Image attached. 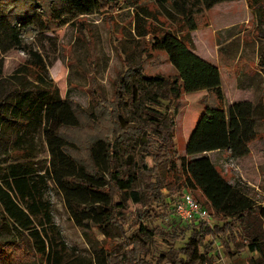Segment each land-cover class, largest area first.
Here are the masks:
<instances>
[{
	"label": "trees",
	"instance_id": "16d2710c",
	"mask_svg": "<svg viewBox=\"0 0 264 264\" xmlns=\"http://www.w3.org/2000/svg\"><path fill=\"white\" fill-rule=\"evenodd\" d=\"M234 1L241 0H163L161 15L171 26L150 42V50L165 54L176 75L148 74L143 62L133 64L119 76L111 100L93 87L90 112L82 113L61 100L44 56L26 49L22 36L35 31L57 38L65 26L85 33L80 17L118 0H0V119L15 129L9 134L3 126L0 131V155L9 157L0 160L1 264H151L146 259L150 247L157 264H212L216 241L231 256L247 248L258 254L253 264H264V207L256 206L247 187L231 184L208 155L221 151L234 158L248 155L264 119V103L241 102L226 111L219 67L193 51L192 32L206 25L205 12ZM246 1L263 19L260 0ZM259 34L264 39L263 28ZM17 49H26L30 58L13 76L3 78L2 56ZM260 66L264 69V53ZM199 91L213 93L219 105L206 106L181 157L175 144V117L183 94ZM58 109L62 125L47 141L51 158L46 168L47 162L35 161L34 146L28 148L25 142ZM135 158L140 160L136 170L125 169L124 164L129 167ZM141 178L146 209L128 217L122 209L130 199L141 202L133 190ZM50 180L65 195L90 253L68 245L55 223ZM164 189L171 196L184 190L200 192L216 222L178 231L144 224L156 207H167ZM79 200L86 207L83 211L74 207ZM160 217L164 213L155 218ZM93 228L113 245L100 246ZM113 228L122 242L115 240ZM208 238L212 242L205 244ZM181 240L186 241L177 248ZM158 241L167 250H159Z\"/></svg>",
	"mask_w": 264,
	"mask_h": 264
},
{
	"label": "rangeland",
	"instance_id": "374dc122",
	"mask_svg": "<svg viewBox=\"0 0 264 264\" xmlns=\"http://www.w3.org/2000/svg\"><path fill=\"white\" fill-rule=\"evenodd\" d=\"M162 1L118 0L114 7L100 6L94 14L80 17L85 31L82 34L76 27L65 26L57 32V38L52 33L38 36L35 31L25 32L22 37L26 49L34 52L38 50L44 56L48 77L58 88L61 100L71 102L82 113L90 112L91 89L99 87L101 94L107 100H111L119 76L133 64L143 62L148 74L163 73L171 77L176 75L165 54L150 50V42L171 26L161 15L165 12L161 7ZM260 3L261 8H264V0H260ZM131 4L135 5L130 6ZM142 8L146 12L140 10ZM260 17L257 11L250 9L246 0L223 2L207 10L204 19L206 25L192 32L194 53L220 69L226 111L230 106L241 102H251L254 106L264 103V69L260 66L261 55L264 53V39L259 34L262 28L264 30V18ZM172 28L175 29L176 25ZM26 49L13 50L2 56L3 78L13 76L17 68L29 60ZM21 102L16 101L18 104ZM180 104L178 115L175 117L174 134L178 155L183 157L206 106L219 104L215 95L208 91L184 93ZM58 112L59 109L53 113L50 122L46 123L44 120L42 127L32 131L25 142L28 148L34 146L33 152L38 157L35 161L47 162L46 168L50 167L48 162L51 158L47 141L62 125ZM3 126L9 134L15 130L9 129V126L0 119V131ZM257 132L258 136L249 145V153L245 157L234 158L229 151L208 155L231 184L240 183L247 187L256 206L264 207V119L259 121ZM4 159L9 157L1 154L0 160ZM139 163L140 160L135 158L129 167L126 164L124 167L134 172L135 166ZM49 186L48 197L53 205L54 221L66 242L85 253H90L89 244L67 209L65 195L54 180L49 181ZM133 190L140 195L141 202L135 203L132 199L127 202L122 210L128 217L133 212L146 209L144 179H139ZM75 193L81 194L78 189ZM163 194L166 196L167 207L163 210L156 207V211L146 217L143 223L161 226L164 229L171 228H167V231L184 229L186 226L178 224L174 219L171 205L181 192L171 196L168 190L164 189ZM192 194L209 210L200 192L194 191ZM116 201L118 205H123L122 199L117 198ZM74 207L78 211L86 208L81 205L80 200ZM163 213L164 218H155L156 215ZM210 214L212 215L210 223L213 224L216 218L211 212ZM128 224L129 220L125 225ZM112 231L115 240L122 242L118 230L113 228ZM131 232L129 231V234ZM92 234L100 246L108 248L113 245V241H106L105 236L96 228L92 229ZM189 234L185 235L186 239ZM185 241L181 240L177 248L183 247ZM210 242L212 239L208 238L205 244ZM157 246L161 251L167 250V246L161 241L157 242ZM153 250L154 247H150L146 259L151 264H157ZM211 256L212 264H253L258 258V254L249 252L247 248L242 249L239 256H231L218 241L214 243Z\"/></svg>",
	"mask_w": 264,
	"mask_h": 264
},
{
	"label": "built area",
	"instance_id": "2783aa9c",
	"mask_svg": "<svg viewBox=\"0 0 264 264\" xmlns=\"http://www.w3.org/2000/svg\"><path fill=\"white\" fill-rule=\"evenodd\" d=\"M191 192L193 193L194 191H182L179 197L176 198V201L172 202L174 219L177 220L178 224L184 226H191L200 222H210L212 215L209 210Z\"/></svg>",
	"mask_w": 264,
	"mask_h": 264
},
{
	"label": "crops",
	"instance_id": "0c3cea01",
	"mask_svg": "<svg viewBox=\"0 0 264 264\" xmlns=\"http://www.w3.org/2000/svg\"><path fill=\"white\" fill-rule=\"evenodd\" d=\"M202 58V57H201ZM207 60V59H206ZM208 61V60H207ZM1 264V263H0Z\"/></svg>",
	"mask_w": 264,
	"mask_h": 264
}]
</instances>
